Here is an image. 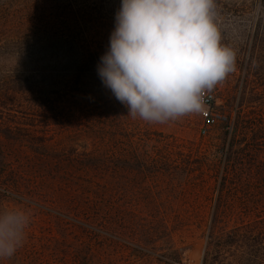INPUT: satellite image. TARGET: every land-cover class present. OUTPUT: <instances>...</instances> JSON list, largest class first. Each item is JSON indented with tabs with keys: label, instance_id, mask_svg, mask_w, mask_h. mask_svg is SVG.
Here are the masks:
<instances>
[{
	"label": "rangeland",
	"instance_id": "rangeland-1",
	"mask_svg": "<svg viewBox=\"0 0 264 264\" xmlns=\"http://www.w3.org/2000/svg\"><path fill=\"white\" fill-rule=\"evenodd\" d=\"M261 1L215 0L221 43L234 50L235 68L204 94L213 95L210 109L215 122L203 134L202 111L166 123L133 119L111 90L96 81L95 72H88L85 78L83 71L75 70L79 68L80 52L72 38L87 40L94 51L110 46L122 0H46L45 9L35 0H13L7 10L10 15L5 14V0H0V97H8L0 98V106L6 108L0 107V111L11 112L9 119L23 117L26 123L38 124L42 131L51 130L52 147L66 146L65 150H52L46 157L35 151L33 141L39 136L19 130L6 136L0 130L3 171H72L79 176L83 171V142L95 137L106 139L113 146L115 168L120 169L125 158L130 165L127 171H113L117 213L116 231L112 232L116 240L125 241L121 242L130 248L124 252L111 247L113 257H104L102 264H204L206 247L213 246L208 243L207 229L212 217L223 220L221 236L225 239L252 237V245L246 249L253 254L254 241L264 232V187L259 180L260 171H264V45L254 42L259 14L263 12ZM24 3L29 8L37 5L38 14L48 15L55 35L51 48L31 51L32 57H22L14 43L22 18L30 14ZM21 78L23 83L19 82ZM14 89L18 91L15 94ZM38 97L49 104V118L33 110ZM243 118L250 123H243ZM47 123L49 126L44 128ZM122 126L127 137L123 130L120 132ZM71 144L76 146L72 153ZM197 158L202 168L192 171L190 167ZM152 159L158 163H149ZM143 160L147 162L145 170L139 171ZM164 160L172 168L167 165L159 170L157 165ZM222 171L239 172L231 177L219 201ZM243 171H254V179L244 180ZM79 183L72 180L65 190L70 197L74 193L77 202ZM50 204L51 211L59 207ZM12 207L24 206L5 201L0 210ZM66 212L70 218L77 214L69 209ZM57 217L54 211L51 217L34 215L27 231L36 227L59 241L63 230L54 224ZM138 230L155 233L142 244V253L136 252L140 238L120 235L124 231L136 234ZM225 245L219 253L214 246L208 264H219L223 258L224 264H235L232 252L243 257V244ZM248 255L247 260L251 257Z\"/></svg>",
	"mask_w": 264,
	"mask_h": 264
},
{
	"label": "trees",
	"instance_id": "trees-1",
	"mask_svg": "<svg viewBox=\"0 0 264 264\" xmlns=\"http://www.w3.org/2000/svg\"><path fill=\"white\" fill-rule=\"evenodd\" d=\"M35 1H37L36 3L40 2V4H44L45 9L46 0ZM22 2L23 1H19L20 4ZM12 3L13 0H5V14L10 15V13H7V10L9 11V7ZM261 5L263 12L261 11L259 14L260 17L257 21L254 42L255 45H258L259 43L263 46L264 0L261 1ZM24 6L28 7L25 3ZM36 6L37 5H35V7ZM35 7H28L30 14L26 15L27 17L22 18V28L18 29L15 33L17 36L14 43L18 50L16 52H20L23 55L22 57L27 55L32 57L31 51L39 53V51L48 50L51 48V44L55 40V35H53L51 31V22L50 19H48V15L38 14ZM28 21L30 25H28ZM72 41L77 44V48L80 52L78 59L79 68L75 70L83 71L85 78L89 77L88 72H95L96 81L103 84L98 75L97 66L100 63L101 56L105 54L109 49V46L101 47L94 51L90 42L87 40H81L74 37L72 38ZM92 67L94 68L93 71L91 69ZM80 77L83 78L81 73ZM23 81V78L19 80L20 83H23ZM16 92L18 91H15L14 89V94ZM0 98L8 100V97L7 95L5 96V94ZM36 102L37 104L33 106V110L35 112L43 113L44 115H42V117L49 118L48 116L51 115L49 104L42 103L40 97L37 98ZM59 102L61 103V101L57 100V103ZM213 103L214 101H212L211 106ZM1 108L6 110L4 106ZM0 113L1 115L6 114L0 117V130H3V132L6 133V136L14 134L13 131L15 130L24 131L32 136H39L33 141L35 142L33 143L35 151L43 152L46 157L47 153L49 155V153L53 151L57 152L65 150L66 146L57 149L56 147H52V143H49L52 141L51 130L44 129L45 131H42V129H39L40 127L38 124L26 123V119L23 117H20V119L16 118V120L9 119L7 116H11V112L7 114L0 111ZM243 123L250 122L243 118ZM28 126L32 127L31 131L27 130L29 129ZM47 126H49L48 123L44 128H47ZM124 128L125 127L122 126L120 132L123 130L125 132L124 136L127 137L128 134H126ZM227 129L230 130V120L228 119ZM40 135H43V137ZM105 140L106 139L95 137L83 142L84 145L82 146L81 151L83 171H81V175L79 176L74 175L72 171H3L2 167H4V163L0 158V206L5 204V201H8L9 203L14 201L17 205L24 206L23 209L29 213L30 219L34 218V215L44 216L47 214L51 217V213L54 211L58 213V217L54 221V224L63 230V239L59 241L54 239L51 235L49 236L48 234L41 233L36 227L33 230L27 231L26 240L23 245L10 258L0 259V264H102L104 262V257H113V252L110 250L111 247H115L117 250L124 252L130 248L123 243L125 241H118L112 235V232L116 231L115 214L117 213V204L114 201L115 177L113 171H127L128 167L130 168V165L125 158L121 160L123 166L120 169L115 168L116 165L113 161V146L110 145L111 141ZM101 143L103 144L100 145ZM70 147L73 148L72 150L70 149L72 153L76 146L71 144ZM187 151L191 153L190 149ZM198 159L199 158L196 159L194 166L191 165L190 170L194 171L202 168V164ZM203 159L205 158L203 157ZM149 163L156 165L158 161L152 159ZM146 164L147 162L143 160L140 165L142 170L139 169V171L145 170ZM167 165L169 168H172L170 167L171 164H168V160L161 161L157 166H160L159 170H162V166ZM177 166H179V164L175 165V167ZM238 172L239 171H222L224 174V182L219 188V201L222 200V196L224 195V191L227 184L230 182L231 177L238 174ZM253 173L254 171H243V175L245 176L244 180H253ZM260 173L261 179L259 180H261L264 187V171H260ZM72 180L80 181L78 184L80 191V199L78 202L76 201L74 193H72L70 197V195L65 192L67 189L66 184H72ZM62 197H64V199H62ZM48 203H51L52 206L57 204L59 207L51 211V206H49ZM67 209H69L71 213H77L73 215L74 218H70L71 215L66 212ZM207 224V229L209 231L208 243L213 246L206 247L203 261L204 264L209 263L208 258L212 254L214 246L219 249V253L222 248L225 249V244L230 246L237 244L239 247H241L240 244H243V257L242 254L237 255L231 251V260L233 259L235 264H264L263 231L261 236H258L254 241L256 244V251L253 254H250V251L248 252L246 248L248 245H252V241H250L252 237H249L246 240L237 239L235 241H229L231 240L230 238L233 237L227 236L225 239L224 235L221 236V234H223L221 231L223 230L222 219L212 217ZM127 232L129 231H124L120 233V235H122L123 238H131L133 240L136 238L141 239V245H138V248L136 249L137 253H142L144 251L142 244L144 245L146 242H149L152 235L155 234L154 232H151V234L147 232L145 233L143 230H138L136 234H128ZM65 233L66 236L64 235ZM244 237L245 236H243V238ZM235 238L240 237L235 235ZM213 242H215V245ZM56 243H58V247H56ZM246 252L249 254L248 256H251L248 260L245 258V255H247ZM224 261L225 259L223 258L219 264H224Z\"/></svg>",
	"mask_w": 264,
	"mask_h": 264
},
{
	"label": "clouds",
	"instance_id": "clouds-1",
	"mask_svg": "<svg viewBox=\"0 0 264 264\" xmlns=\"http://www.w3.org/2000/svg\"><path fill=\"white\" fill-rule=\"evenodd\" d=\"M215 7V0H122L97 71L133 119L166 123L199 113L204 94L234 70ZM29 223L23 208L0 210V259L23 245Z\"/></svg>",
	"mask_w": 264,
	"mask_h": 264
},
{
	"label": "built area",
	"instance_id": "built-area-1",
	"mask_svg": "<svg viewBox=\"0 0 264 264\" xmlns=\"http://www.w3.org/2000/svg\"><path fill=\"white\" fill-rule=\"evenodd\" d=\"M213 101V95H205L204 96V109L202 111L203 113V120H204V128L202 130L203 134H206L207 129L214 125L215 119L213 116V113L211 112V104Z\"/></svg>",
	"mask_w": 264,
	"mask_h": 264
}]
</instances>
